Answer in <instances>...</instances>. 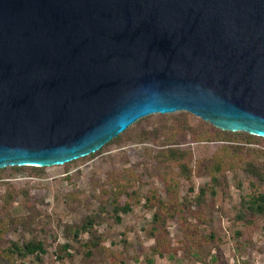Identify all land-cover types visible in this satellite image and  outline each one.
Masks as SVG:
<instances>
[{
	"label": "water",
	"instance_id": "obj_1",
	"mask_svg": "<svg viewBox=\"0 0 264 264\" xmlns=\"http://www.w3.org/2000/svg\"><path fill=\"white\" fill-rule=\"evenodd\" d=\"M177 112L264 138V0H0V170Z\"/></svg>",
	"mask_w": 264,
	"mask_h": 264
},
{
	"label": "rangeland",
	"instance_id": "obj_2",
	"mask_svg": "<svg viewBox=\"0 0 264 264\" xmlns=\"http://www.w3.org/2000/svg\"><path fill=\"white\" fill-rule=\"evenodd\" d=\"M172 149L184 160H170ZM41 170H0V264H264V216L243 208L264 193V139L156 114L93 155ZM31 242L47 254L1 258Z\"/></svg>",
	"mask_w": 264,
	"mask_h": 264
},
{
	"label": "trees",
	"instance_id": "obj_3",
	"mask_svg": "<svg viewBox=\"0 0 264 264\" xmlns=\"http://www.w3.org/2000/svg\"><path fill=\"white\" fill-rule=\"evenodd\" d=\"M192 115V114H191ZM210 124V123H209ZM219 132L221 134L224 135H229V136H247L249 140H263L264 138H259V137H255L252 136L250 134L247 133H231V132H226V131H222L219 129ZM224 141V140H222ZM168 158L172 161H183L184 160V155L180 153V151L178 150H170V152L167 154ZM181 159V160H180ZM222 166L221 164L218 165V172H222ZM22 167H15V169H20ZM23 168H30L31 170H35V171H42L41 168H32V167H23ZM181 168L183 169V171L185 170V173L188 172V167L186 165H182ZM213 180L217 181V177L215 175H213ZM151 197L149 199V201H153L155 200V193L151 192ZM243 208H245L247 210V212H249L250 214H252L253 216L256 217H262L264 216V193H261L260 195L253 197L252 199H250L246 204L243 205ZM163 210V214L167 215V209H164V207H162ZM131 211V207L130 206H125V207H116V212L120 213L123 212L124 214H127ZM156 219H160V216L157 215ZM120 220V219H118ZM93 222L92 220H89L88 223H86V225L83 227L84 230H87L88 227L92 226ZM79 233L76 234V236L78 237ZM47 254V250L44 246L43 243H37V242H31L28 243L24 246H20L18 244H13L11 248L7 249L4 253V255L1 257L2 259H8L11 260L13 259L15 256H19L22 258H27V257H31V256H36L38 258Z\"/></svg>",
	"mask_w": 264,
	"mask_h": 264
},
{
	"label": "bare ground",
	"instance_id": "obj_4",
	"mask_svg": "<svg viewBox=\"0 0 264 264\" xmlns=\"http://www.w3.org/2000/svg\"><path fill=\"white\" fill-rule=\"evenodd\" d=\"M64 166V165H63ZM55 167V166H54Z\"/></svg>",
	"mask_w": 264,
	"mask_h": 264
}]
</instances>
